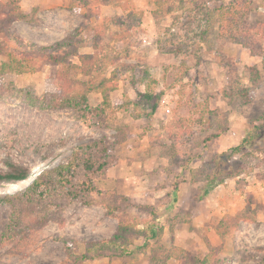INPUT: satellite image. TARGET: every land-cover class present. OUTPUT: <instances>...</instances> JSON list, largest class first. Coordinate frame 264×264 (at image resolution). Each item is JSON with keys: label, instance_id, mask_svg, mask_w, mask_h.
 Returning a JSON list of instances; mask_svg holds the SVG:
<instances>
[{"label": "rangeland", "instance_id": "rangeland-1", "mask_svg": "<svg viewBox=\"0 0 264 264\" xmlns=\"http://www.w3.org/2000/svg\"><path fill=\"white\" fill-rule=\"evenodd\" d=\"M29 1H20L22 11L31 6ZM84 1L88 2L87 6H82V0L75 3L68 0L61 6L62 11L57 9L59 7L31 9L26 13L27 19L13 20L7 28L31 47L50 45L76 37V28L85 23L86 18L89 29L81 32L80 37L90 41L94 27L90 22L95 17L94 11H99V3ZM230 1L160 0L156 5V0H124L123 21L104 15L105 21L99 28L103 39H97L95 50L103 63L92 76L98 82L114 70L117 86L110 97L124 101L127 107L116 109L115 119L100 127L80 121L67 107L55 109L47 105L53 96L44 95L56 91L57 81L56 67L45 59L33 58L35 63L25 62L27 66L21 72L13 70L1 75L0 172L12 170L14 166L24 167L29 172L25 180L30 182L43 169L67 162L82 143L100 136H105L110 145L111 162L106 178L97 184L99 194L93 195L94 204L73 201L61 208L43 205L33 217L46 216L49 220L39 229L26 230V237L22 238L18 235L9 239L4 234L12 205L2 197L28 184L8 187V182L0 181V264H134V253L123 258L102 251L95 258L79 261H74L72 256L85 252L84 240L110 238L116 231L117 218L107 215L102 205L105 193L114 192L127 199L120 200L115 216L129 217L133 222L136 219L138 223L151 222L159 203H139L133 197L134 140H139L138 145L145 147L149 156L161 157L157 158V164L151 161L144 165L146 170L139 171L145 173L146 182H150L149 188L142 192L161 189L168 203L164 193L173 191L175 180H179V186L184 181H192L197 183L194 199L201 200L206 197H198L205 185V175L222 168L224 172L237 174L222 182L231 193L222 197L224 204L220 206H226L221 211L224 217L234 215L237 211L231 213L238 207L256 210L254 221H241L221 238L211 228L218 223L220 212L211 218L213 222L208 223L209 227H194L189 213H180L177 199L174 201L169 196L172 202L167 218L171 222V233L176 231L173 228L176 218L180 217L178 223L183 220L187 223L176 228L180 245L172 241L167 245L153 242L147 260H143L146 251L138 249L140 245L134 243L132 235L130 248L138 254L144 252L140 264H151L147 261L151 259L152 250L160 247H178L184 252H178L177 258L160 253L161 259L155 264H190L185 252L199 258L209 254L208 264H264V131L255 133L252 144L244 147L246 155L239 153L231 158L220 155L238 145L252 124L259 122L258 116L264 114V31L254 35L253 52L221 34L219 24L224 23L218 20L216 13L209 14L207 10ZM249 1L250 21H259L264 26V0ZM166 8L172 11L166 12ZM114 28L122 32V39L111 36ZM205 29L207 32L202 39L199 36ZM223 29L227 33V27ZM158 40L164 51L158 50ZM0 45V65L10 59L9 53L15 58L23 50L13 40L0 38ZM78 51L94 52L89 45L80 46ZM111 59L114 63H109ZM71 62L79 61L72 56ZM250 67L261 72L254 82L249 80ZM71 78L84 81L88 77L73 73ZM148 83L155 92H163L162 99L151 117L136 118V114H146L148 110L137 95ZM244 88L248 90L244 92ZM130 100L140 104L133 106ZM100 102L101 95L97 91L88 94L89 105ZM182 119L186 127L179 126ZM118 124L129 131L121 142L122 133L116 129ZM166 154L175 159L170 161ZM247 198L251 199L250 204ZM30 220H25L26 224ZM211 232L216 236L215 244ZM210 246L214 247L211 251Z\"/></svg>", "mask_w": 264, "mask_h": 264}, {"label": "trees", "instance_id": "trees-1", "mask_svg": "<svg viewBox=\"0 0 264 264\" xmlns=\"http://www.w3.org/2000/svg\"><path fill=\"white\" fill-rule=\"evenodd\" d=\"M20 1L21 0H3L0 2V20L2 19L1 22L3 21L0 23V38H3L5 41L13 40L23 48L18 57L16 56L13 58V54H8L10 59L0 65V77L2 74L13 70L21 72L27 66L25 62L32 61L33 63V58L37 57L38 60L45 59L46 62L56 67L55 79L57 81V89L56 91L49 94L45 93L44 95L45 97L47 95L53 96V100H48L47 105L49 107L55 109L67 107L71 109L77 119L84 123H89L93 127L106 125L110 119H115L116 109L120 110L127 107V103L124 101L120 99L114 101L110 97L111 91H114L117 86L114 83L115 71L112 70L108 77H104L98 82H96L92 76L97 66L103 63L100 62L95 52L97 49V39H103V31L96 29L94 37L90 41L82 39L80 33L89 29L88 24L85 22L78 25L75 32L76 37H71L68 42L58 41L50 45L31 47L14 31L7 28L8 24L13 20L27 19V14L20 8ZM96 1L97 3H104L108 0ZM115 1L125 10L123 6L124 0ZM159 1L160 0H156V5H159ZM71 2L75 3L79 2V0H71ZM81 3L83 4L82 6L88 5V2L84 0H82ZM165 11L170 13L172 10L171 8H166ZM250 11L251 2L249 0H231L228 4H220L213 9L207 10L209 14L212 12L216 13L218 20L224 23L219 24L221 34L227 35L226 37L228 39L239 41L244 47L253 52L254 35L262 34L264 26L259 21H250ZM98 12V10H95L94 15H99ZM154 13L157 12L154 11ZM175 18H177V16H175ZM118 21H120V19H118ZM224 27H227V33L225 32L226 29H223ZM206 32L205 29L201 32L199 37L203 39V35ZM115 35L122 39L121 33L116 32L111 36ZM85 45L91 46L94 52L80 53L78 48ZM198 47H200V45ZM157 48L160 51H164L159 40ZM72 56L76 57L79 62H71ZM109 63H114V59H111ZM262 63V69L264 70V56H262ZM249 70V80L252 82L256 81V79L260 77L261 72L254 67H250ZM73 73H78L88 78L84 81H75L71 78ZM149 83L145 85L146 88L143 92L137 91V95L141 98L143 103L142 105H144V108L147 107L148 110L146 114H136V118L142 116L151 117L156 112L162 99L163 92H155ZM244 89V92L248 90L247 88ZM93 90L101 95V102L92 106L87 103V97ZM129 103L133 106H138L140 104L131 100ZM258 120V123H253L249 130H247L238 145L231 147L228 152H222L220 155H226L228 158L239 153L246 155L244 147L252 144L255 133H262L264 131V114L258 116ZM183 125L185 126V123L182 119L180 120L179 126ZM116 129L118 132L122 133V138L119 139V141H124L128 137L129 131L124 129L123 124L116 125ZM109 146L105 136L86 141L77 149L73 150L72 156L67 162L43 169L33 177L26 187H23L16 193L7 194L2 197L12 205L11 219L6 225V231L4 232L5 236L11 239L21 235L22 238L26 237V230L41 228L49 219L46 216L39 218L33 217V213L39 210L43 205L49 204L61 208L73 201H79L85 205L94 204L95 200L93 195L99 194L97 184L106 178V171L111 162ZM170 148H172V145ZM167 157L170 161L175 159V156L169 154ZM211 165H213V163H211ZM234 175H237L236 172H224L222 168L213 172H208L205 175V185L202 187V192L198 197L201 199L207 196L212 188L222 183L227 177H232ZM28 176V169L14 166L12 170L0 172V181L16 182L28 179ZM178 176H176V179H178ZM183 179L184 178H182V181ZM178 187L179 180H175L173 191L176 192ZM104 197L105 200L102 205L105 208V213L117 218L116 231L110 238L84 240L85 252L79 255H72L74 261L95 258L100 255L102 251H108L110 255L130 256L136 253L135 250L130 248L132 245V235H143L145 237L143 244L140 245L138 249H146L150 245L148 239H157L161 235L162 228L158 225L160 224V220L157 221V224L154 212L152 213L153 218L147 228H138L136 219H134L133 222L129 217L114 215V212L120 207L118 206L120 200H127L125 196L115 194L114 192H108L105 193ZM175 198H173L174 201ZM247 199L248 204H250L251 199ZM135 206L134 204V207ZM255 212V208L244 206L238 209L232 216H223L219 222L214 225V230L221 238H225L228 232L237 228L241 221H254L256 216ZM29 218H31L30 223L27 222L26 224L25 220L27 221ZM223 228L226 230L225 232ZM209 248L210 251L214 249L212 246ZM152 251L150 259L151 264H155L157 260L161 259L160 253L165 254V257L177 258L178 252H184L178 247H172L171 249L160 247L158 250ZM185 254L189 257L190 264H208L209 254L203 258L189 256L186 252ZM69 255H71V253H69Z\"/></svg>", "mask_w": 264, "mask_h": 264}, {"label": "crops", "instance_id": "crops-1", "mask_svg": "<svg viewBox=\"0 0 264 264\" xmlns=\"http://www.w3.org/2000/svg\"><path fill=\"white\" fill-rule=\"evenodd\" d=\"M68 0H30L29 2L31 3L30 7H25L23 10L25 13H27V11L31 10V9H36L39 11V9L45 8V7H49V8H57L59 11H62L63 9L61 8V6L66 5V2ZM71 1V0H70ZM23 3V2H22ZM99 9L98 14L99 15H95V17L93 18L91 25L94 26L91 30H92V34L94 37V32L96 29L100 28V24H102L103 21H105V16L104 15H112V16H108L111 17V19H120V22L124 20V16H125V11L122 9V7L120 6V4H118L115 0H108L104 3H99V7L97 8ZM70 11V10H68ZM114 15H116V17L112 18ZM83 18V17H82ZM86 23H88L89 20H87L86 18L84 19ZM83 20V21H84ZM108 24V23H106ZM109 28V26H108ZM115 29V28H114ZM118 29V28H117ZM117 29H115L112 33L115 34L117 31ZM119 33H122L121 31H119ZM112 34V35H113ZM91 47V46H90ZM92 48V47H91ZM93 49V48H92ZM94 51V49H93ZM89 53H93L92 51H90ZM138 129V128H137ZM139 131V129H138ZM135 130H134V134H135ZM134 137H136L134 135ZM139 137V136H138ZM139 140H134V174H135V178H134V201L139 202V203H144V204H148V205H156V203H159L157 205V208L155 209V212L157 215L155 217V221L157 223L158 220H160V224L159 227L162 228V233L160 235L159 238L157 239H148L150 245L144 249V252L146 251V253L144 254V259H143V253H134V264H140V260H147L148 258V250H150V247H154V243L153 242H157L163 245H167L168 243H170L172 241V243L174 245H180L177 243V239H180L179 237V233L177 232V227L181 226V224H183L185 222V220L182 221V223H178L180 220V217H178V219L176 218L175 221L176 225L173 227L174 228V233H171V222L170 220H168L167 215L170 212L169 210H171V202L172 200L169 199V196L173 198L176 197V203H178V205L181 206L180 209V213L182 214H188V218L191 219V222L188 220H186V222H190V224L194 227H209L208 223L213 222L211 220V218H215L214 215H218V213L220 212V218H218L217 222H219V220L225 215V213H221L222 209H224L226 206H220L222 204H224V201H222V197L231 194L230 193V189L227 190L228 186L226 187L225 185H223L222 183L218 184L204 199L201 200H196L194 199V193L196 192V188H197V183L196 182H192V181H184L183 183L180 184L179 189L174 192H165L164 195H166V197L168 198L167 202H165V199L163 197V192H161V189H156L153 190L152 192H150L151 189L149 190H145L144 192L143 189L145 188H149L150 182L148 181V183L145 180V173L140 174L139 171H144L146 170L144 168L145 164H150L152 163L151 161H153L155 164H157V158L160 159L161 157L159 156H149L146 151H145V147L138 145ZM160 162V161H159ZM142 167V168H141ZM140 169V170H139ZM143 169V170H142ZM150 173L147 174V176H149ZM227 180L224 181V183ZM218 187V188H217ZM221 187V188H220ZM162 197V198H161ZM170 200V201H169ZM229 200V199H228ZM227 203V202H226ZM225 203V205H226ZM236 209H239L236 208ZM234 209V212L231 213L234 214L237 210ZM174 221V222H175ZM150 222L145 223L144 221H140V223H138L137 227L138 228H143L149 225ZM207 223V224H206ZM180 224V225H179ZM187 224V223H184ZM185 226H182V228H184ZM212 229H214L213 226H211ZM167 232L170 234L168 236ZM212 233V232H211ZM179 237V238H178ZM212 237V241H214V244L216 243V236L212 233L211 234ZM166 238V239H165ZM145 240V237L143 235H135L134 236V243L136 245H142L143 242ZM142 256H141V255ZM140 255V256H139ZM124 258V256H122ZM147 262H150V257L149 260Z\"/></svg>", "mask_w": 264, "mask_h": 264}, {"label": "bare ground", "instance_id": "bare-ground-1", "mask_svg": "<svg viewBox=\"0 0 264 264\" xmlns=\"http://www.w3.org/2000/svg\"><path fill=\"white\" fill-rule=\"evenodd\" d=\"M28 180H22V181H16V182H8V187H10V186H19V185H23V186H25V185H27L28 184Z\"/></svg>", "mask_w": 264, "mask_h": 264}]
</instances>
